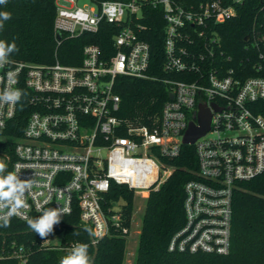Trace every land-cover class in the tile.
Returning <instances> with one entry per match:
<instances>
[{
	"label": "built area",
	"instance_id": "built-area-1",
	"mask_svg": "<svg viewBox=\"0 0 264 264\" xmlns=\"http://www.w3.org/2000/svg\"><path fill=\"white\" fill-rule=\"evenodd\" d=\"M197 1L184 7L174 0H106L99 5L88 0L81 6L75 0H55L57 43V33L76 38L98 34L102 25L111 24L110 49L87 43L77 65L10 59L0 68V90L11 86L25 93L17 104L0 105V129L17 115L25 116L12 158L2 159L8 171L19 170L21 179L37 181L26 194L24 215L61 207L67 209L63 216L77 213L96 244L103 237H127L134 211L128 220L124 201L102 206L111 184L147 198L171 174L169 162L190 146L197 169L183 186L184 223L167 249L229 252L233 194L240 183L264 174V75H246L213 59L219 45L214 28L235 15L240 0ZM145 7H161L164 17L162 77L148 73L150 47L140 37ZM262 70L264 65L256 68ZM10 71L16 73L15 81L8 79ZM123 78L165 86L166 100L148 125L119 116L117 88ZM201 105L210 114L209 130L184 145L189 124L198 125ZM11 220L26 222L19 216ZM49 238L40 246L67 254L78 243L62 246ZM5 256L24 264L27 251L11 244L0 252V258Z\"/></svg>",
	"mask_w": 264,
	"mask_h": 264
},
{
	"label": "trees",
	"instance_id": "trees-1",
	"mask_svg": "<svg viewBox=\"0 0 264 264\" xmlns=\"http://www.w3.org/2000/svg\"><path fill=\"white\" fill-rule=\"evenodd\" d=\"M103 1L106 0H90L96 5ZM174 1L184 7L198 2ZM0 11L12 15L0 29V40L16 44L18 51L9 59L17 61L50 64L57 59L63 64L77 65L81 61L83 45L93 43L109 50L115 32L113 25L105 24L98 34L76 38L62 36L57 43L53 27L55 0H7V4L0 5ZM142 14L145 30L140 37L150 47L148 73L165 76L162 71L165 59L161 7H145ZM214 30L219 38L213 57L215 62L237 70L241 68L246 75H264L263 70L256 72L259 65H264V0H240L235 4V15L216 25ZM117 92L122 102L119 116L125 120L139 119L145 125L157 115L167 93L159 82L129 78L122 79ZM24 124L25 116L19 114L6 128L0 129V161L4 156L12 158L14 141L21 136ZM169 165L173 167L169 177L145 199L132 264H264V174L240 183L233 194L229 252L226 255L184 254L169 252L167 247L184 223L183 186L197 169L193 148L182 147L179 157ZM133 199V192L126 186L112 183L102 206L107 208L119 200L124 201L123 212L129 220ZM59 232L62 233V246L70 242L89 243L87 228L79 224L77 213L62 217L52 233ZM41 240L26 222L20 220H11L9 227H0V252L5 253L11 244L23 245L27 251L24 264H60L67 253L40 246ZM126 243V237L115 235L99 239L93 264H123ZM88 251L91 257L92 246ZM0 264L20 262L5 256L0 258Z\"/></svg>",
	"mask_w": 264,
	"mask_h": 264
},
{
	"label": "clouds",
	"instance_id": "clouds-1",
	"mask_svg": "<svg viewBox=\"0 0 264 264\" xmlns=\"http://www.w3.org/2000/svg\"><path fill=\"white\" fill-rule=\"evenodd\" d=\"M7 4V0H0V5ZM12 18L8 11H0V29L3 28L5 21ZM18 51L16 44L8 43L5 40H0V68L10 63L12 53ZM8 79L15 81L16 73L8 72ZM25 95L22 89L14 87H6L0 90V105L17 104ZM37 183L35 178L21 179L20 172L8 171L6 163L0 161V227H9L11 219L14 216H19L25 219L29 229L37 234L42 240H47V237L53 232L54 226L61 222L63 215L67 209L45 208L37 217H29L22 213V209H26L29 205L26 201V194L31 191ZM90 235H95L90 232ZM89 245L86 243H76L71 247L68 254L63 256L60 264H93L92 258L89 255Z\"/></svg>",
	"mask_w": 264,
	"mask_h": 264
},
{
	"label": "rangeland",
	"instance_id": "rangeland-1",
	"mask_svg": "<svg viewBox=\"0 0 264 264\" xmlns=\"http://www.w3.org/2000/svg\"><path fill=\"white\" fill-rule=\"evenodd\" d=\"M77 5L81 6L84 4H88V0H75ZM146 197H139L134 196L133 199V223H132V229L130 234L126 237V252L124 256V262L123 264H132L133 258H134V252L137 245V240L139 236V229L141 224V218L144 211L145 206V199ZM62 238V233H51L50 234V242L53 244H59ZM22 264V263H20Z\"/></svg>",
	"mask_w": 264,
	"mask_h": 264
},
{
	"label": "water",
	"instance_id": "water-1",
	"mask_svg": "<svg viewBox=\"0 0 264 264\" xmlns=\"http://www.w3.org/2000/svg\"><path fill=\"white\" fill-rule=\"evenodd\" d=\"M61 38L60 33L56 34V39L59 40ZM172 96L169 95V98H171ZM214 108H216L215 105H213ZM209 119H210V114L208 112V110L204 107V106H200L199 107V113H198V125H194L192 122L189 124L187 131L184 134L183 140H182V144L184 145H189L192 144L194 142L195 139H197L198 137L204 135L208 130H209ZM88 231V235H89V240L91 242H93V237L92 235H90V229L87 228ZM92 262L94 261V258L96 256L97 253V245L95 242L92 243Z\"/></svg>",
	"mask_w": 264,
	"mask_h": 264
}]
</instances>
